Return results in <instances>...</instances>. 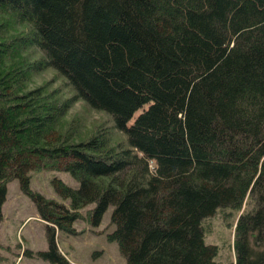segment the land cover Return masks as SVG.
Here are the masks:
<instances>
[{"label": "trees", "instance_id": "obj_1", "mask_svg": "<svg viewBox=\"0 0 264 264\" xmlns=\"http://www.w3.org/2000/svg\"><path fill=\"white\" fill-rule=\"evenodd\" d=\"M49 69L69 98L25 91ZM76 102L110 128L72 141L60 122ZM46 169L77 181L53 179L68 206L30 189ZM13 179L53 264H71L56 231L110 205L125 264H221L204 223L245 202L231 264H264V0H0V221Z\"/></svg>", "mask_w": 264, "mask_h": 264}, {"label": "rangeland", "instance_id": "obj_2", "mask_svg": "<svg viewBox=\"0 0 264 264\" xmlns=\"http://www.w3.org/2000/svg\"><path fill=\"white\" fill-rule=\"evenodd\" d=\"M34 57L37 58L38 55L34 54ZM64 82L54 70L49 69L41 74L30 75L25 91L44 86L47 92L58 89V98L66 99L73 93L72 88ZM110 123L112 122L106 114L91 110L82 102H76L60 122V129L69 135L72 141L79 142L90 137L99 127L110 128ZM111 135L115 139H121L116 130L111 129ZM28 176L31 190L65 206H68L69 201L56 191L53 179H60L69 186L78 185L77 181L64 171H30ZM246 204L247 202L238 211L219 210L204 223V241L217 247L216 260L221 264H231L234 261L235 224L238 216L249 210ZM92 207V204H88L81 209V214L86 216ZM112 210L113 206H108L96 226L87 222L86 217L73 222L75 234L56 231L57 247L71 264H125L116 242L107 239V235L114 228L110 224ZM1 212L0 264H53L37 255V252L48 248V228L46 223L38 218L33 201L21 191L17 179L6 185V197Z\"/></svg>", "mask_w": 264, "mask_h": 264}]
</instances>
